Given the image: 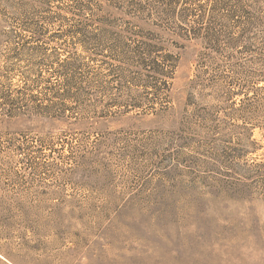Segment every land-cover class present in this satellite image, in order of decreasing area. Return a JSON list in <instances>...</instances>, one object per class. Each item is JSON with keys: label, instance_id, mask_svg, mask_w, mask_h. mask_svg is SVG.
Segmentation results:
<instances>
[{"label": "rangeland", "instance_id": "1", "mask_svg": "<svg viewBox=\"0 0 264 264\" xmlns=\"http://www.w3.org/2000/svg\"><path fill=\"white\" fill-rule=\"evenodd\" d=\"M74 1L0 0V264H264L262 31L236 48L242 29L219 26L168 87L137 64L144 40L87 46L71 90L78 17L57 13Z\"/></svg>", "mask_w": 264, "mask_h": 264}, {"label": "trees", "instance_id": "2", "mask_svg": "<svg viewBox=\"0 0 264 264\" xmlns=\"http://www.w3.org/2000/svg\"><path fill=\"white\" fill-rule=\"evenodd\" d=\"M6 1L22 14L27 12L30 2H34L44 12L47 8L50 10L55 6L61 11L60 4H62L61 0ZM94 1L99 3L95 9ZM201 2L203 0H75L73 5L69 6L70 9L57 13L61 20L66 19V15L69 14L78 17L77 24L66 32L71 47L80 52L75 53L74 58L64 61L65 86L72 90L78 85L77 75L80 73L78 71L83 67L80 59L89 54L87 46L103 47L111 41L122 44L124 41H133V37L144 40L142 44L146 47V51L134 52V56L138 58L137 64L144 70L150 68L149 61H146L145 56L142 59L141 55L150 56L154 75L161 79L165 78L163 83L168 87L169 80L173 78L175 68L181 59L180 52L186 51L188 45L195 43L217 52L222 40L221 31H218L219 26L242 29L241 35L239 33L237 37L229 39V43L236 48L254 30H261L264 35V0H212L208 11L204 14H200L197 10L203 7ZM192 6L197 8L193 10ZM106 8H112L113 12L122 14L123 18L119 20L125 19L124 21L129 23L128 26H132L130 29L128 27L124 29L128 32V36L111 30L118 26L115 27V23L111 20V11H107ZM87 12L91 15L84 17L82 14ZM49 18L47 24L51 23L52 19ZM168 47L178 50V53L172 54L168 51ZM203 75L197 73L191 80L189 84L191 94L195 92ZM185 105L193 106L190 101Z\"/></svg>", "mask_w": 264, "mask_h": 264}]
</instances>
